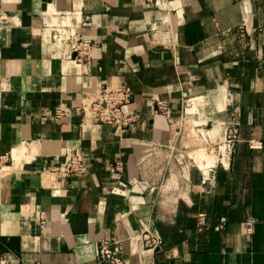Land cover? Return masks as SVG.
Wrapping results in <instances>:
<instances>
[{"label": "crops", "instance_id": "crops-1", "mask_svg": "<svg viewBox=\"0 0 264 264\" xmlns=\"http://www.w3.org/2000/svg\"><path fill=\"white\" fill-rule=\"evenodd\" d=\"M105 84L131 89L132 126L55 117ZM68 151L84 173L58 178ZM0 164V255L17 264H102L111 236L128 264H264V0H0Z\"/></svg>", "mask_w": 264, "mask_h": 264}, {"label": "built area", "instance_id": "built-area-1", "mask_svg": "<svg viewBox=\"0 0 264 264\" xmlns=\"http://www.w3.org/2000/svg\"><path fill=\"white\" fill-rule=\"evenodd\" d=\"M242 33V28H239ZM53 39L59 43H68L74 54V60L78 63L84 62L89 57L92 43L90 39L77 37V33L70 26L59 25L54 29ZM133 93L127 86L113 84L103 85L91 98L85 102L71 108H58L55 110V117L58 119L65 116L68 111H72L80 118L81 126H112L117 130H124L133 125L136 115L128 110V105L132 101ZM154 112L160 114L167 113V106L164 101L154 103ZM235 123L230 126L226 142L229 144L236 137ZM251 149H262L260 141H248ZM49 171L58 178H68L71 176H81L84 173V165L80 156L73 151L63 153L56 157L49 166ZM39 223H45L43 213L39 214ZM252 223H246L245 233L251 234ZM144 245L152 252H158L162 241L158 236L150 234L148 231L142 234ZM10 254L0 255V264H17ZM98 262L102 264H128L124 257L123 244L118 238L111 236L100 242V253Z\"/></svg>", "mask_w": 264, "mask_h": 264}, {"label": "rangeland", "instance_id": "rangeland-1", "mask_svg": "<svg viewBox=\"0 0 264 264\" xmlns=\"http://www.w3.org/2000/svg\"><path fill=\"white\" fill-rule=\"evenodd\" d=\"M3 165H6V164H0V166H1L0 168H2V169H1V172L5 170V169L3 168ZM5 172H6V171H5ZM2 173H3V172H2Z\"/></svg>", "mask_w": 264, "mask_h": 264}, {"label": "bare ground", "instance_id": "bare-ground-1", "mask_svg": "<svg viewBox=\"0 0 264 264\" xmlns=\"http://www.w3.org/2000/svg\"><path fill=\"white\" fill-rule=\"evenodd\" d=\"M14 154H16V153H14ZM5 168H6V167H5ZM5 168H4V169H5ZM1 169H2V168H1ZM7 170H8V168H6L4 171H7Z\"/></svg>", "mask_w": 264, "mask_h": 264}]
</instances>
